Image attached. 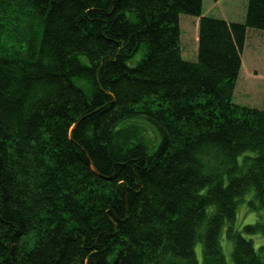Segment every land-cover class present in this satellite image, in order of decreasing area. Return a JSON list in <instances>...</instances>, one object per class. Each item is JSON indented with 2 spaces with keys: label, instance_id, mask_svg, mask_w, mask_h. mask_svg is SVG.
<instances>
[{
  "label": "trees",
  "instance_id": "16d2710c",
  "mask_svg": "<svg viewBox=\"0 0 264 264\" xmlns=\"http://www.w3.org/2000/svg\"><path fill=\"white\" fill-rule=\"evenodd\" d=\"M203 1L0 0V264H227L224 231L264 264L236 228L247 200L264 236V110L233 102L264 0Z\"/></svg>",
  "mask_w": 264,
  "mask_h": 264
},
{
  "label": "rangeland",
  "instance_id": "374dc122",
  "mask_svg": "<svg viewBox=\"0 0 264 264\" xmlns=\"http://www.w3.org/2000/svg\"><path fill=\"white\" fill-rule=\"evenodd\" d=\"M248 0H204L203 16L222 19L229 23L243 24L247 14ZM180 26L182 31V57L186 61L194 62L198 57L199 40V19L197 17L182 15L180 17ZM12 35V31H11ZM86 62L85 58H82ZM233 102L237 105L249 106L252 108L264 110V31L253 29L247 30V39L242 56V69L233 95ZM150 134H154L150 129ZM156 142V141H155ZM156 146L149 147L156 150ZM253 191L247 196L252 197ZM258 213L250 209L247 200L240 203L237 213L236 228L241 231L243 236L253 241L255 250L264 246V236L259 232L257 235H251L244 232L248 225H255ZM225 231L221 245L226 257L227 264H234L232 259V242L226 238ZM198 261L202 263V245L196 249Z\"/></svg>",
  "mask_w": 264,
  "mask_h": 264
}]
</instances>
